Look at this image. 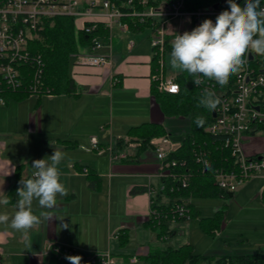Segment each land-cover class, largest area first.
<instances>
[{"label":"crops","instance_id":"crops-1","mask_svg":"<svg viewBox=\"0 0 264 264\" xmlns=\"http://www.w3.org/2000/svg\"><path fill=\"white\" fill-rule=\"evenodd\" d=\"M139 32L142 31L114 29L111 46L99 50L109 56L106 64L74 61V93L26 97L33 101V107L26 113L18 112L14 120L21 144L9 146L0 140V200L15 183L18 165L22 177L32 176V162L47 159L54 150L64 153L58 169L68 192L67 196H57L51 210L33 201L34 214L50 211L53 218L47 221L41 217V223L29 230L27 239L11 228L10 222L0 223V256L5 264H49L51 255L47 252L52 245L78 252L109 251L115 259L121 254L122 261L137 254L140 264H144L151 245H133L132 234L156 231L149 223L152 198L168 201V197L159 199L158 194L150 192V185L158 188L163 182L158 175L156 149L178 148L190 123L189 118H183L182 128L177 130L165 124L166 117L151 91L153 55L143 50L146 40L136 36ZM131 40L132 49L128 46ZM15 100L25 103V98L11 97L6 106ZM143 122L163 124L169 137L166 141L155 138L150 147L141 149L127 132ZM171 131L177 133L171 135ZM256 131L246 134L243 150L250 156H264V137L257 136ZM93 138L98 148L93 146ZM252 185L244 183L239 190ZM15 210L12 204H0V214L11 217ZM121 232L128 237L125 246L120 244ZM239 254L247 253L227 255Z\"/></svg>","mask_w":264,"mask_h":264},{"label":"built area","instance_id":"built-area-1","mask_svg":"<svg viewBox=\"0 0 264 264\" xmlns=\"http://www.w3.org/2000/svg\"><path fill=\"white\" fill-rule=\"evenodd\" d=\"M261 7H264V3ZM226 9V0L209 4H200L197 0H124L120 6L111 0H0V105H6L10 95L16 92L25 91L29 96L50 94V90L44 88L45 61L40 54L33 52L30 43L39 38L46 23L50 20L52 23L57 17H71L77 31L92 34L87 47L73 54L75 61L91 65H103L110 61L109 56L99 53V50L111 46L114 29L130 31L125 18L130 17L135 22L145 24L151 31L152 55L158 57L157 71L152 80L157 82L159 90L178 93L181 86L176 77H166L164 57L167 46L171 45L175 34L190 32L205 19L215 23L217 15ZM128 46L132 49L134 42L129 41ZM259 58L260 55L255 53L246 55L245 65L238 73L232 74L223 87L214 80L205 79V83L198 88L200 92L205 87L210 88L221 99V104L213 111L214 119L207 131L223 137V146L235 158L229 168H219L214 172L221 198L235 195L248 180H264V156L247 155L242 146L244 134L254 132L264 124V63ZM167 137H163L165 141ZM93 146L98 148L96 138H93ZM174 150L166 151L164 146L156 149L160 162L158 175L163 182L158 188L150 185V192L154 195L165 191L176 192L189 184L192 171L187 162L169 159V154ZM194 156L202 170L209 166L206 150L194 149ZM259 195L264 199V183ZM181 198L174 196L170 202L166 201L167 209L154 207L156 200L152 198L150 219H156L158 225L191 220L189 204L192 196L187 197L189 199ZM167 232L161 239H166L174 231ZM47 253L62 258L79 255L81 262L98 260L101 264H115V258L109 251L78 252L52 245ZM260 253L264 254V251ZM128 262L140 264L141 258L134 254L128 256ZM0 264H5L1 256ZM249 264H264V258Z\"/></svg>","mask_w":264,"mask_h":264},{"label":"trees","instance_id":"trees-1","mask_svg":"<svg viewBox=\"0 0 264 264\" xmlns=\"http://www.w3.org/2000/svg\"><path fill=\"white\" fill-rule=\"evenodd\" d=\"M119 5L124 0H111ZM219 0H197L200 4L214 3ZM241 7L244 5V0H235ZM264 0H261V4ZM129 22L130 29L133 31H143L146 26L143 23L133 21L132 18H125ZM104 34L107 31L102 29ZM92 34L84 31H77L74 24V19L71 17H57L51 23V20L45 24L40 31L39 38L31 40L30 46L33 52L40 54L45 61L44 73V88L50 90V94H72L76 91V84L71 75L73 64L72 56L78 53L83 48H86L91 41ZM172 50V45L167 46V51ZM166 51V52H167ZM259 61L264 63V56L260 55ZM158 57L152 56V73L157 71ZM176 80L180 83L181 89L178 93H169L158 89L157 82H152L151 91L160 105V108L165 116L189 117V131L182 137L179 147L169 154V159L185 160L192 171L189 184L176 192L165 191L159 193V199L163 196L168 197L170 202L174 196L181 199L187 198L190 195L194 198H217L219 190L215 184L214 172L219 168H229L235 158L231 155L230 150L223 146V137L216 136L207 131L208 125L213 121V110L205 107H198V102L202 92L194 85L192 79L186 72L181 71L176 76ZM264 98V88L262 90ZM29 96L28 92L12 93L9 97L15 99H24ZM8 99V101H9ZM197 116L204 118L203 127H197L194 120ZM259 128H264L261 124ZM130 140H135L140 143L141 149H146L152 145V140L168 135L167 129L163 124L153 122H143L139 125L132 126L128 130ZM194 149H203L208 152L209 166L202 170L201 166L196 162ZM21 165L17 166V179L9 189L7 196L10 197V203L14 205L17 197V188L20 186L19 181L29 179L31 176L22 177L19 174ZM167 201V202H168ZM191 208L192 219H197L201 212L197 209L194 202L189 204ZM154 207L158 209H167L165 202L156 201ZM224 210H217L211 216L201 217L198 221L199 227L204 233L216 235L221 229L224 220ZM149 223L157 231V235L161 237L167 232V224L162 222L157 224V220L151 218ZM173 234V233H172ZM120 244L125 246L128 237L126 233H120ZM263 253L256 254H239V255H223L214 258L208 255L198 254L191 243H185L180 246L168 245L165 247H151L149 253L144 257V264H249L254 260L263 259ZM49 264H70L64 257H59L56 254H51ZM81 264H101L100 261H84Z\"/></svg>","mask_w":264,"mask_h":264},{"label":"clouds","instance_id":"clouds-1","mask_svg":"<svg viewBox=\"0 0 264 264\" xmlns=\"http://www.w3.org/2000/svg\"><path fill=\"white\" fill-rule=\"evenodd\" d=\"M226 2L228 9L217 15L215 23L205 19L190 32L175 34L171 41V67L186 72L197 88L205 83V79L214 80L223 87L229 77L245 65L246 55L255 53L264 56V7H261V0H244L243 7L235 0ZM220 104L221 99L213 90L203 88L198 107L214 111ZM194 123L197 127H203L205 120L197 116ZM63 159L64 153L54 150L47 159L32 162L34 171L31 178L19 181L14 214L11 217L6 213L0 214V223L10 222L11 228L27 239L29 230L41 223V217L52 220L50 211L37 216L32 211V205L35 200L41 208L51 210L56 206L58 195H68L58 169ZM9 203L8 196L0 200V204ZM65 259L70 264H81L82 257L69 255Z\"/></svg>","mask_w":264,"mask_h":264},{"label":"rangeland","instance_id":"rangeland-1","mask_svg":"<svg viewBox=\"0 0 264 264\" xmlns=\"http://www.w3.org/2000/svg\"><path fill=\"white\" fill-rule=\"evenodd\" d=\"M175 23V22H174ZM151 31L145 28L142 32L136 34L137 37L146 40L143 50L151 53L152 46L150 40ZM170 53L167 51L164 57L166 66V77H173L179 74V69H173L170 65ZM73 62L74 57L72 56ZM19 104V105H18ZM14 105V106H13ZM17 105V106H16ZM33 107V101L25 98V103L13 101L10 106H0V140L8 142L9 146L13 144H21L20 138L17 139V128L14 122L18 112L26 113ZM164 114V113H163ZM165 116V115H164ZM166 117L167 127L171 130L182 128L180 122L183 116ZM182 118V119H181ZM177 132L171 131V135ZM245 133L242 139V145L245 141ZM170 135V134H168ZM257 136L264 137V128L256 131ZM22 139V138H21ZM15 142V143H14ZM252 182L251 187L247 186L239 190L235 195H228L225 198H194V203L202 211L201 216L187 222H179L177 224H168V232H173L166 239H161L156 233L150 229L144 230L142 233L132 234L135 240L133 245L142 244L151 247H165L168 245L180 246L185 243H191L198 254L208 255L214 258L227 255L232 252L256 254L264 251V199L258 194V189L263 183L261 178L251 179L245 183ZM241 189V187L239 188ZM189 199V198H186ZM224 207V223L218 235H209L199 227L198 221L201 217L211 216L217 208ZM115 259V264H130L122 261L121 254ZM212 264H215L213 261Z\"/></svg>","mask_w":264,"mask_h":264},{"label":"water","instance_id":"water-1","mask_svg":"<svg viewBox=\"0 0 264 264\" xmlns=\"http://www.w3.org/2000/svg\"><path fill=\"white\" fill-rule=\"evenodd\" d=\"M218 4H215V6H217ZM213 115H215V112H213Z\"/></svg>","mask_w":264,"mask_h":264},{"label":"snow or ice","instance_id":"snow-or-ice-1","mask_svg":"<svg viewBox=\"0 0 264 264\" xmlns=\"http://www.w3.org/2000/svg\"><path fill=\"white\" fill-rule=\"evenodd\" d=\"M172 90L175 91V88H173Z\"/></svg>","mask_w":264,"mask_h":264}]
</instances>
